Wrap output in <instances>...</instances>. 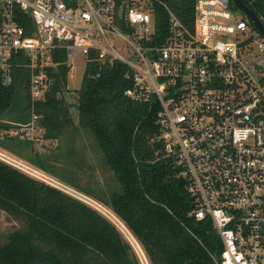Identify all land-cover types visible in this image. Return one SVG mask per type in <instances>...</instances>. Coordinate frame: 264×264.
<instances>
[{
  "label": "built area",
  "instance_id": "2783aa9c",
  "mask_svg": "<svg viewBox=\"0 0 264 264\" xmlns=\"http://www.w3.org/2000/svg\"><path fill=\"white\" fill-rule=\"evenodd\" d=\"M160 2L0 0L2 84L12 82L14 58L29 68L31 120L13 133L33 139L43 132L34 102L44 98L49 70L61 57L69 70L78 54L85 67L124 63L132 81L125 94L158 105L163 150L186 181L194 217L212 222L222 244L218 264H264V36L228 0H195L192 29L167 8L169 32L155 44ZM0 160L98 210L125 236L139 264H151L105 206L1 150Z\"/></svg>",
  "mask_w": 264,
  "mask_h": 264
},
{
  "label": "trees",
  "instance_id": "16d2710c",
  "mask_svg": "<svg viewBox=\"0 0 264 264\" xmlns=\"http://www.w3.org/2000/svg\"><path fill=\"white\" fill-rule=\"evenodd\" d=\"M160 1L153 15L155 44L168 35L167 8L189 29L195 13V0ZM241 1L264 24V0ZM64 58L49 70L51 82L44 98L34 102L45 138H60L72 121L70 104L63 97L69 71ZM25 63L14 58L12 82L4 85L0 79V129L30 124ZM128 75L124 63L92 62L76 91L78 124L92 134L116 181L98 199L126 224L151 264H218L222 244L212 222L194 217L195 202L186 181L163 150L158 105L153 98L128 97L125 90L132 85ZM14 142L7 150L29 145L26 138ZM18 154L22 155L20 149ZM25 159L50 171L45 158L34 150ZM0 213L14 222L6 230L0 227V264H139L132 247L101 213L1 160Z\"/></svg>",
  "mask_w": 264,
  "mask_h": 264
},
{
  "label": "rangeland",
  "instance_id": "374dc122",
  "mask_svg": "<svg viewBox=\"0 0 264 264\" xmlns=\"http://www.w3.org/2000/svg\"><path fill=\"white\" fill-rule=\"evenodd\" d=\"M240 14L241 13L237 11L236 16ZM69 62L72 63L73 66L70 67L68 73L63 97L64 100L70 104L69 111L72 121L71 124L66 127L64 134L60 138L54 139L45 138L43 132H34L33 139H28L21 131H18L16 135L13 133L15 130H19V128H23L24 126L14 130L11 128H1L0 150L39 169V171L71 188L76 196L82 195L81 197L84 201L92 199L114 213L109 204L103 203V201L98 199V194H101L103 190L112 189L113 186L116 185L115 177L97 147L92 134L78 124L75 107L76 91L80 87L85 69L84 60L82 56L78 54L69 59ZM6 119L7 118H4V120ZM10 138H14V140H16V138H18V140L26 138V140L29 141V145L27 147L17 145L18 147L15 148L14 152H11L6 148L8 143L14 142V140H10ZM19 149L22 155L18 154ZM33 150L45 158L44 162L50 168V171L35 167L25 159L26 156L32 155ZM84 197L89 199H84ZM99 209L102 210L101 208ZM12 224H14L13 220H6L5 215L0 213V227L2 230L8 229ZM120 234L127 242L125 236L121 232Z\"/></svg>",
  "mask_w": 264,
  "mask_h": 264
},
{
  "label": "water",
  "instance_id": "95a60500",
  "mask_svg": "<svg viewBox=\"0 0 264 264\" xmlns=\"http://www.w3.org/2000/svg\"><path fill=\"white\" fill-rule=\"evenodd\" d=\"M230 1L240 13L246 16L253 23L254 27L260 32V34L264 36V24L261 19L241 0Z\"/></svg>",
  "mask_w": 264,
  "mask_h": 264
}]
</instances>
